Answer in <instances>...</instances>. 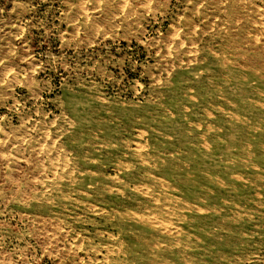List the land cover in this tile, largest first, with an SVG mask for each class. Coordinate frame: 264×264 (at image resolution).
Listing matches in <instances>:
<instances>
[{"label": "rangeland", "instance_id": "374dc122", "mask_svg": "<svg viewBox=\"0 0 264 264\" xmlns=\"http://www.w3.org/2000/svg\"><path fill=\"white\" fill-rule=\"evenodd\" d=\"M263 28L264 0H0V264H264Z\"/></svg>", "mask_w": 264, "mask_h": 264}, {"label": "bare ground", "instance_id": "6f19581e", "mask_svg": "<svg viewBox=\"0 0 264 264\" xmlns=\"http://www.w3.org/2000/svg\"><path fill=\"white\" fill-rule=\"evenodd\" d=\"M256 5V4H255ZM263 5V4H262ZM261 5V6H262ZM234 11V10H233ZM235 13V12H234ZM254 18V17H253ZM257 23V22H256ZM259 23V22H258ZM242 25V24H241ZM264 29V28H263ZM254 33V32H253ZM255 36V35H254ZM182 37V36H181ZM256 37H257V35H256ZM246 38V37H245ZM244 38V39H245ZM178 39V38H177ZM180 42H182V41H180ZM179 43V42H178ZM189 43V42H188ZM188 45V44H187ZM248 45V44H247ZM262 45V44H261ZM191 46V45H190ZM211 46V45H210ZM252 46V45H251ZM260 48V47H259ZM189 53V52H188ZM211 54V53H210ZM258 54V53H257ZM249 61V60H248ZM229 64V63H228ZM225 70V69H224ZM258 99V98H257ZM235 100V99H234ZM229 103V102H228ZM217 109V108H216ZM205 110V109H204ZM189 112V111H188ZM222 112V111H221ZM241 115V114H240ZM262 118V117H261ZM229 119V118H228ZM180 122V121H179ZM183 122V121H182ZM230 125V124H229ZM252 127V126H251ZM182 129V128H181ZM193 129V128H192ZM249 129V128H248ZM184 132V131H183ZM257 133H259V132H257ZM263 134V133H262ZM162 135V134H161ZM254 135V134H253ZM166 139V138H165ZM98 140V139H97ZM262 140V139H261ZM260 142V141H259ZM264 143V142H263ZM108 144V143H107ZM172 145V144H171ZM180 145V144H179ZM261 145V144H260ZM218 148V147H217ZM247 148V147H246ZM262 149V148H261ZM170 150V149H169ZM260 150V149H259ZM263 151V150H262ZM165 152V151H164ZM261 152V151H260ZM241 153V152H240ZM247 153V152H246ZM259 153V152H258ZM262 153V152H261ZM242 154V153H241ZM257 154V153H256ZM215 156V155H214ZM259 156V155H258ZM113 157V156H112ZM147 157V156H146ZM260 157V156H259ZM262 159H264V157L262 158ZM162 160V159H161ZM167 160V159H166ZM68 161V160H67ZM255 161V160H254ZM260 161V160H259ZM264 161V160H263ZM145 163V162H144ZM114 165V164H113ZM255 165V164H254ZM62 166V165H61ZM243 166V165H242ZM188 167V166H187ZM252 167V166H251ZM254 167V169H255V171L254 172H256L255 173V178H253V181L254 182H252L253 183V187L256 189V192H255V197H256V201H257V203H256V205L257 204H261V203H263L264 204V196H262V195H264V162L262 163V165H260V166H253ZM151 168V167H150ZM66 169V168H65ZM116 169V168H115ZM203 170V169H202ZM241 171V170H240ZM248 171V170H247ZM200 172V171H199ZM2 173V172H1ZM251 173H252V171H251ZM235 174H237V173H235ZM239 174H240V172H239ZM206 175V174H205ZM189 176V175H188ZM192 176V175H191ZM202 176V175H201ZM200 176V177H201ZM207 176H208V174H207ZM253 176V175H252ZM143 177V176H142ZM203 177V176H202ZM205 177V176H204ZM204 177H203V179H204ZM245 177V176H244ZM208 178V177H207ZM210 178V177H209ZM218 178V177H217ZM111 179V178H110ZM151 179H154V178H151ZM227 179V178H226ZM244 179V178H243ZM153 181V180H152ZM182 181H184V180H182ZM209 181V180H208ZM249 182H250V180H248ZM191 182V181H190ZM248 182V183H249ZM151 183V182H150ZM157 183V182H156ZM158 183H159V181H158ZM243 183V182H242ZM110 184V183H109ZM185 184V183H184ZM195 184V183H194ZM149 185V184H148ZM187 185V183L184 185V186H186ZM192 185V184H191ZM197 185H198V183H197ZM243 185V184H242ZM250 185V184H249ZM114 186V185H113ZM150 186V185H149ZM218 186V185H217ZM155 187V186H154ZM250 187V186H249ZM189 188V187H188ZM203 188V187H202ZM201 188V189H202ZM189 189H191V188H189ZM205 189V188H204ZM204 189H202V190H204ZM252 189V188H251ZM185 190V189H184ZM191 190H193V189H191ZM57 191V190H56ZM132 191V190H131ZM180 191V190H179ZM187 191V190H186ZM195 191V190H194ZM247 191V190H246ZM159 192V191H158ZM178 192V191H177ZM185 192V191H184ZM200 192V191H199ZM163 193V192H162ZM202 193V192H201ZM171 194V193H170ZM81 195V194H80ZM162 195H164V194H162ZM184 195V194H183ZM192 194H190V196H191ZM248 195H250V194H248ZM152 196V195H151ZM179 196H181V195H179ZM188 196V195H187ZM207 196V195H206ZM167 197H168V195H167ZM175 197V196H174ZM185 197V196H184ZM193 197V196H192ZM201 197V196H200ZM160 198V197H159ZM194 198V197H193ZM253 198V197H252ZM152 199V198H151ZM195 199H197V198H195ZM207 199V198H206ZM250 199V198H249ZM23 200V199H22ZM117 200V199H116ZM165 201V200H164ZM167 201V200H166ZM165 201V202H166ZM147 202V201H146ZM151 202V201H150ZM179 202V201H178ZM203 202H205V201H203ZM154 203V202H153ZM177 204V203H176ZM179 204V203H178ZM182 204V203H181ZM180 204V205H181ZM184 204V203H183ZM254 204V203H253ZM172 205V204H171ZM103 206V205H102ZM158 206H159V204H158ZM175 206V205H174ZM177 206V205H176ZM194 206V205H193ZM202 206V205H201ZM205 206V205H204ZM148 207V206H147ZM169 207V206H168ZM187 207V206H186ZM257 207V206H256ZM159 208V207H158ZM171 208V207H170ZM196 208V207H195ZM206 208V207H205ZM260 208V207H259ZM139 209V208H138ZM160 209V208H159ZM207 210H208V208H206ZM158 210V209H157ZM193 210V209H192ZM139 211V210H138ZM142 211V210H141ZM191 211V210H190ZM196 211V210H195ZM156 212H158V211H156V209L154 208V207H148V212L147 213H141V214H138V213H136L135 214V219L136 220H139V222L141 223L140 225H141V227H143L144 229H148V230H150L151 232H153V229H154V222H152L151 220H150V217H152L153 215L155 216V213ZM203 212V211H202ZM122 213V212H121ZM172 213V212H171ZM192 213V212H191ZM213 213L216 215V216H218V217H222V213H221V210L219 209V208H216V209H214V211H213ZM127 214V213H126ZM125 214V215H126ZM198 214V213H197ZM196 214V215H197ZM207 214V213H206ZM209 215V214H208ZM213 214H211V216H212ZM236 212H235V210L233 211V210H230V215L228 214V215H226L225 217H226V219H230V220H234V218H235V220H238V218L236 219ZM102 216V215H101ZM122 215H119V217L120 218H122L121 217ZM126 217V216H125ZM209 217V216H208ZM225 217H223V219H225ZM237 217H239V216H237ZM36 218V217H35ZM156 218V217H155ZM210 218V217H209ZM217 218V217H216ZM248 218H250V217H248ZM252 218V217H251ZM259 218L261 219V218H263L264 219V213H261L260 214V216H259ZM258 218V219H259ZM211 219V218H210ZM223 219H221V220H223ZM250 220V219H249ZM155 221V220H154ZM239 221V220H238ZM209 222H211V223H213V224H215L217 227H218V230L219 231H221V230H223L224 229V225L223 224H220L219 222H218V220H215V219H212L211 221H209ZM232 222V221H231ZM210 223V225H211V227H212V224ZM228 223V222H227ZM251 223V222H250ZM262 226V225H261ZM216 227V228H217ZM156 229V228H155ZM237 230V229H236ZM219 231H218V233H219ZM264 231V230H263ZM155 232V231H154ZM157 232H158V230H157ZM156 233V232H155ZM207 233V232H206ZM152 234V233H151ZM185 234V233H184ZM139 236V235H138ZM149 237V236H148ZM210 237H212V239H214V240H217V239H219V237H221V236H219V235H217V233H214L212 236H210ZM133 238V237H132ZM155 238V237H154ZM222 238V237H221ZM97 239V238H96ZM139 239V238H138ZM150 239V238H149ZM148 239V240H149ZM211 240V239H210ZM141 241V240H140ZM152 242H147L146 241V243H144V245H149L148 247H146L147 248V250H145V255H144V259H146V260H148V262H150L151 264H157V262L155 263L154 261L156 260H151L152 259V257L154 256H152L151 257V255H149V254H154V248H157L158 247V244H157V242L156 241H154V240H151ZM110 242V241H109ZM215 242V241H214ZM143 243V242H142ZM217 243V242H216ZM140 245V244H139ZM231 245V244H230ZM141 246V245H140ZM145 247V246H144ZM242 247V246H241ZM143 248V247H142ZM219 249H221V248H219ZM223 250V249H222ZM209 251V250H208ZM256 262V261H255ZM219 263V262H218Z\"/></svg>", "mask_w": 264, "mask_h": 264}]
</instances>
